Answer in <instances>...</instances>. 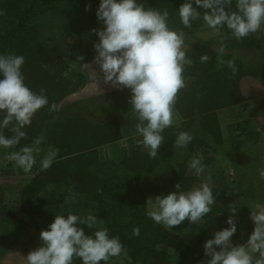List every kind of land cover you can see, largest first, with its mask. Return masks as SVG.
Masks as SVG:
<instances>
[{"label":"clouds","instance_id":"9594fccd","mask_svg":"<svg viewBox=\"0 0 264 264\" xmlns=\"http://www.w3.org/2000/svg\"><path fill=\"white\" fill-rule=\"evenodd\" d=\"M233 0H184L177 9L185 28L192 21L202 18L211 29L219 31L226 27L236 40H242L264 26V0H235V11H229ZM195 5V6H194ZM198 9L206 10L201 14ZM90 5L85 6V11ZM2 14V13H0ZM95 16L103 25L91 31L98 37L93 42V61L103 74L106 84L130 90L128 100L138 121L135 125L137 140L150 158H155L164 142L162 133L174 124V105L177 93L185 87L183 77L186 65L192 64L186 56L184 34L168 27L169 13L145 8L138 0H99ZM223 45L218 53L223 55ZM82 60L83 57H78ZM209 57L202 55L201 62ZM23 55L0 53V150L12 149L26 137L23 130L32 122L33 116L49 104L44 89L32 90L25 83L22 68ZM233 74L237 71L234 61L227 62ZM75 66V65H73ZM50 104L49 109L55 110ZM8 129L12 135L6 136ZM191 134L180 131L174 147L186 148L192 141ZM42 137L16 151L4 153L2 162H14L25 174L31 172L42 152ZM58 149L49 148L39 160L40 169L47 170L54 163ZM203 157L194 156L189 168L196 177L205 173ZM264 179V169L260 171ZM175 191L167 195H156L148 199L145 215L166 229H173L185 220L197 222L210 213L215 197L211 187V176L205 177L198 186L182 190L181 184L174 185ZM226 227L212 233L203 243L206 259L199 264H264V203L257 202L250 209L248 218L253 224L246 243L236 244L232 237L237 232L239 217L233 203L227 205ZM97 217L89 212L84 216L68 212L57 214L47 229L41 230V246L30 251L26 264H73L78 258L81 264H107L110 258L124 253L117 236H110L109 229L100 224L90 235L85 227L93 229ZM139 236V228L133 229Z\"/></svg>","mask_w":264,"mask_h":264},{"label":"rangeland","instance_id":"374dc122","mask_svg":"<svg viewBox=\"0 0 264 264\" xmlns=\"http://www.w3.org/2000/svg\"><path fill=\"white\" fill-rule=\"evenodd\" d=\"M98 4L99 0H67L63 5L43 11L38 15V21L33 31L24 40L26 42L20 47L21 52L28 49L32 50L35 47L41 48L39 50L43 51L54 50V54H59L58 58H51L48 55L46 56V60L49 62V65L46 62L43 64L45 70L47 67L49 68L47 69L49 70L47 73L48 79L61 80V83L70 82L69 88L71 87L72 89L83 78V80H87L86 85L88 83L87 70H95V67L98 68V65L93 61V57L96 54L93 42L97 41L98 37L91 31L92 29L103 27L96 16L92 17ZM86 5H90V10L85 11ZM204 11L206 10L201 9V14ZM210 30L206 26L204 32L202 30L188 31L193 33L190 34L184 51L186 52L191 45L198 42L197 36L199 33L200 36L204 37L212 36L211 41L207 40L204 42H207L211 50L219 55L218 48L223 45L222 41L215 37L217 31ZM263 33L264 26L261 27L260 32L250 33L249 35L253 39H257V36ZM255 43L258 46V42ZM256 46L249 50H254ZM43 51L40 54H43ZM236 53L237 58L231 55L234 59H244L242 53ZM244 56L246 55L244 54ZM78 57H83V59L80 60ZM245 60L250 65L264 67L262 65L264 62V52L261 49L259 51H252V53L247 54ZM33 68L32 64L24 63L22 71L25 76V83L32 90L35 89L36 84L37 86L39 84L43 88L44 84L37 73L36 75L32 74L31 78L33 80L28 79L29 72ZM183 77L185 87L178 91V94L181 93V95H185V91L190 90L193 81L184 72ZM255 79L264 81L263 76L256 77ZM77 100H80V98L75 93L68 95L58 105L56 112L42 121L45 123L40 124L41 127L38 129H41L37 134L33 135L34 139L29 143L17 145L12 149L0 150V161H2L5 152L16 151L21 146L30 145L37 137H42V152L37 156V163L34 164L30 173L25 174L22 169L15 166L14 162L0 163V196L2 195L0 211V215L2 214L0 216V259L8 255V258H13L14 260L18 258L21 260L30 251L38 248L41 242L40 235L36 231L38 226L50 224L54 220L55 215L61 213L67 214L68 212L80 216L85 215L83 210H77L74 206H71V199H66L58 209L49 206H31L28 200L32 195L44 196L54 188L53 185L44 179L43 173L46 170L40 169L39 160L46 154L49 148L54 149L52 145L47 143V137L52 132L54 125L62 118L80 117L88 123L98 125L110 121L119 122L121 140L100 149L98 148L100 162L93 166L91 171L106 167L116 168L120 162L130 157L133 152L148 155L143 146L137 144V140L141 139V137L136 134L135 125L138 121L130 105L126 108L128 112L123 115L113 114L106 116V113L110 111L108 109V111H102L103 113L99 116L100 114L94 111L90 102L85 103L84 101L86 100H84L81 101L82 103L79 102L77 104ZM82 113L85 115H80ZM2 114L0 113V115ZM216 115L219 127L213 128V132L215 133L213 134L203 128L202 117L197 111L184 116L179 112L175 103L174 124L166 128L162 133L164 136L162 145L171 144V155L155 169L142 173L141 184L146 190V201H148L150 197L154 199L156 195H167L175 191L174 181L181 184L182 190H190L193 186H198L205 177L211 176V187L216 190H223L224 192V197L216 204L220 208L221 215L228 217L227 205L233 202L240 209L237 213L239 217L237 232L232 239L238 238L246 243L249 234L253 230V224L248 218L249 209L257 202L264 203V179L260 177V171L264 169V97L257 98V100L250 103L243 102L221 108L216 112ZM248 115L251 116L248 117ZM247 118L250 121V128L255 134H258V140L239 132L234 133L230 137L227 126L241 122ZM180 131L188 132L192 135L193 139L186 148L177 149L174 147V142ZM197 155L203 157L202 163L205 166V173L199 178L189 168L190 160ZM58 156L57 154L54 162H56ZM231 156L233 157L231 158ZM29 206L31 207L29 208ZM26 207L29 210H26ZM212 207L214 209V206ZM6 210L11 212L8 214V216H11L9 220L11 223H8L9 221H6L3 217L6 215L3 211L6 212ZM241 220L246 221V229L240 224ZM204 223L205 218L195 223L189 221L185 229L182 232H177V234L189 247L197 248L200 245L198 235ZM100 224L102 223L98 221V224L93 226L92 230L83 226L85 227V234L90 235ZM32 238L36 239V242L32 245L33 247L30 245L26 247V244H30L29 239ZM160 249L166 251L169 256H172V263L169 264H199L198 261H191L186 258L182 259L166 246H162ZM107 264L133 263L132 258L124 250V253L120 257L110 258Z\"/></svg>","mask_w":264,"mask_h":264},{"label":"trees","instance_id":"16d2710c","mask_svg":"<svg viewBox=\"0 0 264 264\" xmlns=\"http://www.w3.org/2000/svg\"><path fill=\"white\" fill-rule=\"evenodd\" d=\"M66 1L0 0V13H2L0 14V53L25 55V63L32 64L34 67L29 72L28 79L33 80L32 74L36 75L37 73L44 84L43 88L36 84L34 91L39 92L40 89H44L49 101V104L43 106L33 116L31 124L23 129L26 132V137L20 141V144H27L34 139L33 135L41 129H38L41 127L40 124L45 123L42 121L52 116L58 105L68 95L80 91L87 82L82 78L81 82H77L71 89V87L69 88L70 82L62 81L63 84L61 80L48 79L49 70L47 69L49 68L47 67L45 70L43 64L46 62L49 65L46 60L48 55L51 58H58L59 54H54V50L43 51L38 47L23 52L20 50V47L26 42L24 40L33 31L38 21V15L49 8L63 5ZM138 2L145 8L150 7L159 11L166 9L169 13L168 27L174 31H194L201 29L204 25L200 18L192 21L191 28L184 27L177 11L184 0H138ZM198 10L201 11V9ZM228 10H236L235 0ZM92 17L94 18L95 14ZM218 32L225 49L223 55L215 54L209 44L202 41L191 45L186 51V56L191 58L192 64L185 66L184 74L192 78L193 81L190 90L185 91V95L177 93L175 101L179 112L184 116L197 111L202 117L203 128L213 134H215L213 128L219 127L216 112L221 108L247 100L240 89L241 80L245 77H264V67L250 65L240 59H234L231 54L226 53L232 50L253 49L257 42L255 37L253 39L248 35L242 40H236L226 27ZM42 51L44 53L40 54ZM202 55L209 57L207 62H201ZM228 61L235 62L237 69L235 74L228 67ZM50 104L56 105L55 110L49 109ZM227 127L230 137L239 132L258 140V134H255L250 128L248 118L238 123L229 124ZM4 134L12 135L8 129L4 130ZM47 140L49 141L47 143L54 149H58L59 155L56 162L43 173L44 179L54 188L44 196H30L28 200L31 206H49L58 209L66 199H71V206L77 210H83L85 215L89 212L93 213L96 215L97 221L109 229L110 236L119 237L124 250L132 258L133 264L172 263V256L160 249L162 246L168 247L182 259L198 262L206 259L203 255V243L211 238L215 230L226 226L224 221L227 217L222 216L219 206H216L224 197L223 190L212 188L215 197V203L212 205L214 209L211 206L210 213L204 217L205 223L198 235L200 245L197 248L189 247L177 234L185 229L188 220L170 230L145 215L147 210L146 190L141 184V175L148 170L155 169L171 155V144L161 145L155 158L133 152L116 168L106 167L91 171V168L100 162L98 148L121 140L119 122L110 121L98 125L88 123L80 117H64L54 125ZM177 183L174 181L173 185ZM1 201L2 195L0 196V211ZM29 208L25 209L29 210ZM3 212L6 213L3 217L9 221L11 216L8 214L11 212L7 210ZM240 224L246 229L245 220H241ZM48 225L38 226L37 233L40 235L41 230L47 229ZM135 228H139V236L132 234ZM232 240L236 244L244 243L238 238ZM41 244L42 241L40 246ZM73 264H81L80 259H74Z\"/></svg>","mask_w":264,"mask_h":264},{"label":"crops","instance_id":"0c3cea01","mask_svg":"<svg viewBox=\"0 0 264 264\" xmlns=\"http://www.w3.org/2000/svg\"><path fill=\"white\" fill-rule=\"evenodd\" d=\"M206 26L207 25L204 23V26L198 30H202L204 32ZM211 30H213V29H211ZM192 33L193 32L183 33L184 34V41H185L183 50H185L187 40L189 39L190 34H192ZM216 35H218V36H216ZM216 35H215V37L220 40V33L218 31H217ZM197 37H198L197 38L198 42L199 41L204 42L207 40L211 41L210 39L212 38V36H209V37L200 36L199 33H198ZM257 42H258V46H256V48L254 50H251V51L248 49L242 50V51H238V50L233 51L232 50V51H229L226 53H231V55H233L234 57H236V55H237L236 52H239V54L242 53V56L244 57V59H241V58L240 59L245 61V62H248L245 60V58H247V54L252 53V51H259L260 49H261V51L263 50V52H264V33L257 36ZM244 54L246 56H244ZM262 65L264 66V62L262 63ZM87 72H88L87 73L88 83L86 85H84V87L80 91L75 93V95L80 98V100H77L78 102L76 101V103L77 104L79 102L82 103L81 101H84V100H86V101H84L85 103L90 102L94 111L97 114H100L99 116H101V114L104 111H106V110L108 111V109L110 111H108V113H106V116L107 115H113V114L123 115L124 113H127L128 111L126 110V108H127V106H129V103H128L129 99L128 98L131 95L130 90L127 88H123V87H120V88L113 87V86H111L110 83L106 84L103 80V74L99 71V67L98 68L95 67V70L94 69L87 70ZM240 89H241L242 94L247 99L244 103H250L254 100H257V98L264 97V81H259L255 78H252V77H245L240 82ZM80 115L84 116L85 114L82 113ZM77 116H79V115H77ZM250 116L248 115V117H250ZM232 157L233 156H231V158ZM29 240H30V244H26V247H29V245L31 247H33L32 245L34 242H36V239L32 238ZM8 257L9 256L7 255L6 257H3L2 259H0V264H26L25 256H23V258L21 260H19L18 258H15V260H14L13 258H8Z\"/></svg>","mask_w":264,"mask_h":264}]
</instances>
